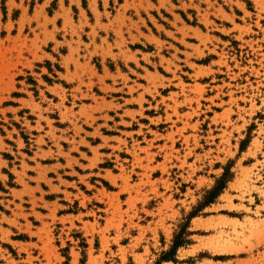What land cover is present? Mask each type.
I'll return each mask as SVG.
<instances>
[{
  "label": "rangeland",
  "instance_id": "374dc122",
  "mask_svg": "<svg viewBox=\"0 0 264 264\" xmlns=\"http://www.w3.org/2000/svg\"><path fill=\"white\" fill-rule=\"evenodd\" d=\"M80 3L0 1V264H264V0Z\"/></svg>",
  "mask_w": 264,
  "mask_h": 264
},
{
  "label": "trees",
  "instance_id": "16d2710c",
  "mask_svg": "<svg viewBox=\"0 0 264 264\" xmlns=\"http://www.w3.org/2000/svg\"><path fill=\"white\" fill-rule=\"evenodd\" d=\"M231 176L232 175L230 174V171L227 167L223 175L217 180L216 185L212 188V190L209 191L210 197L205 201L204 206L211 204L214 201V199L223 191ZM196 214L197 212L194 211L190 214V217H193ZM188 234L189 233L186 232L185 227H183L181 231L175 235L171 249L167 252H164L155 264H160L162 261L174 260V253L176 249L187 242Z\"/></svg>",
  "mask_w": 264,
  "mask_h": 264
},
{
  "label": "crops",
  "instance_id": "0c3cea01",
  "mask_svg": "<svg viewBox=\"0 0 264 264\" xmlns=\"http://www.w3.org/2000/svg\"><path fill=\"white\" fill-rule=\"evenodd\" d=\"M80 2H81V0H71V3H74L76 5V7L78 8L79 14H82V13L84 14V13H86V9L81 6ZM87 4H88L89 9L91 10V12L95 16H97L98 13L101 12V10L99 8V0H87ZM102 5H104V2H102ZM95 20L98 21L97 17ZM90 23L91 22L87 21L86 19L80 18L77 20L76 25H82L84 27L87 24L90 25Z\"/></svg>",
  "mask_w": 264,
  "mask_h": 264
},
{
  "label": "bare ground",
  "instance_id": "6f19581e",
  "mask_svg": "<svg viewBox=\"0 0 264 264\" xmlns=\"http://www.w3.org/2000/svg\"><path fill=\"white\" fill-rule=\"evenodd\" d=\"M186 157V156H185ZM186 161V160H185ZM167 264H171V263H167Z\"/></svg>",
  "mask_w": 264,
  "mask_h": 264
}]
</instances>
